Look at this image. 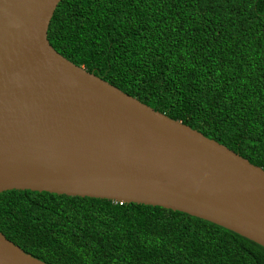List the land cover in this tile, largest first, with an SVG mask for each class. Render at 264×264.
<instances>
[{"label":"trees","instance_id":"16d2710c","mask_svg":"<svg viewBox=\"0 0 264 264\" xmlns=\"http://www.w3.org/2000/svg\"><path fill=\"white\" fill-rule=\"evenodd\" d=\"M64 58L264 170V0H61ZM0 232L46 264H264V248L188 214L0 193Z\"/></svg>","mask_w":264,"mask_h":264},{"label":"water","instance_id":"95a60500","mask_svg":"<svg viewBox=\"0 0 264 264\" xmlns=\"http://www.w3.org/2000/svg\"><path fill=\"white\" fill-rule=\"evenodd\" d=\"M61 0H0V193L161 207L264 248V170L61 56ZM0 264H46L0 232Z\"/></svg>","mask_w":264,"mask_h":264}]
</instances>
